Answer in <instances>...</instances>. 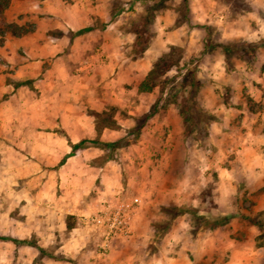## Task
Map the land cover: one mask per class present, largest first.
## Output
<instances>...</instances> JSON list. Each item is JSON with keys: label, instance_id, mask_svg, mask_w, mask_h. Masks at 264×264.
I'll return each instance as SVG.
<instances>
[{"label": "rangeland", "instance_id": "rangeland-1", "mask_svg": "<svg viewBox=\"0 0 264 264\" xmlns=\"http://www.w3.org/2000/svg\"><path fill=\"white\" fill-rule=\"evenodd\" d=\"M7 2L0 43L35 29ZM108 2V49L70 46L46 63L45 85L14 90L28 131L13 133L22 143L0 134V264H78L71 250L81 264H264V0ZM204 86L220 113L200 105ZM231 97L245 115L227 111ZM83 139L97 143L71 151ZM107 196L139 197L143 224L98 256L79 216Z\"/></svg>", "mask_w": 264, "mask_h": 264}, {"label": "crops", "instance_id": "crops-1", "mask_svg": "<svg viewBox=\"0 0 264 264\" xmlns=\"http://www.w3.org/2000/svg\"><path fill=\"white\" fill-rule=\"evenodd\" d=\"M94 2H96L95 5L93 4ZM108 4V0H37L36 3L32 0H10L8 10L12 8L21 13H23L22 11L25 13L26 10L29 11V13H34L31 15V22L34 23L35 29L30 33L17 37L7 33L2 38L3 42L0 43V134H12L11 137H6V139L22 143L23 136L14 137L13 133L22 134L28 131L27 128L23 127L22 123L24 108L22 107L18 95L14 93L15 89L24 87L22 83L20 84L19 82L33 80V82H37V85L40 82V85H45V72L47 71L46 63H49L48 61L51 60V57H56L57 59V54H60L58 59L60 60L63 52L70 46L75 48L78 47V49H85L87 46L93 44L95 47L102 48V50L106 47L108 49L109 40L117 37L116 30H111L110 26L106 24V22L112 19L109 8L107 7ZM109 23L114 26L113 20ZM90 65L91 64L86 63V66ZM16 84H19V86L15 87L14 85ZM137 85L135 88L136 92L138 90ZM37 87L38 86H36V88ZM206 90L205 86L200 89V91H202L200 96H198L200 105L205 109L209 108V106L213 107L210 109L211 112L220 113L223 110L221 98H219L218 95L214 98L211 97L210 90ZM42 93H44V91ZM140 95L146 96L147 93H140ZM216 100H218L221 105L216 107L214 104ZM154 101L155 100L151 101V103ZM11 102L13 103L11 104ZM235 102V99L231 97L228 108L225 106L223 107L226 108L227 111L230 110L245 115L247 112L240 111L235 107ZM16 119L18 120L17 123L15 122ZM77 121L78 120L73 123L74 126L77 125ZM91 130L94 131V129ZM36 131L38 134L40 132L43 133V137H45V130L39 131V128H36ZM44 147L43 145L42 148ZM139 164L138 170L140 174H136L137 177L144 175L142 173H144L145 169L144 163L140 162ZM111 198L113 197H105V199ZM136 200H140V198L136 197L133 201ZM88 209L89 208H86L84 211ZM139 212H141V206L140 208H135L133 235L141 228L140 224H143V221L140 220ZM181 224L189 226L186 222ZM173 228L174 225L171 229ZM70 231L73 232V234L74 232L80 234L79 237H75V240L78 245L83 247L85 242H83V237H81V229L78 226H73L69 229V232ZM137 239L139 240V238ZM164 240L167 244L168 242L163 238V241ZM149 241V237L143 238L142 240L140 239V242L146 245L150 243ZM125 243L126 242H122V245ZM78 254L79 251L72 253L71 250L66 255L69 261L74 262V260H76L79 262L78 264H81L83 259H79ZM96 254L95 252L91 253L94 258H97ZM150 255L153 256L152 253H150ZM159 255H162L161 251H159ZM166 258L167 261L168 259L170 261L175 259L174 257L169 258L168 256ZM89 264H94V262L89 261Z\"/></svg>", "mask_w": 264, "mask_h": 264}, {"label": "built area", "instance_id": "built-area-1", "mask_svg": "<svg viewBox=\"0 0 264 264\" xmlns=\"http://www.w3.org/2000/svg\"><path fill=\"white\" fill-rule=\"evenodd\" d=\"M135 208V201L116 197L94 204L79 216L88 232L96 237L98 256H104L114 241L132 233Z\"/></svg>", "mask_w": 264, "mask_h": 264}, {"label": "trees", "instance_id": "trees-1", "mask_svg": "<svg viewBox=\"0 0 264 264\" xmlns=\"http://www.w3.org/2000/svg\"><path fill=\"white\" fill-rule=\"evenodd\" d=\"M8 5V2L7 3H5V4H3V5H1L0 6V13H2L3 12V10H4V8L6 7ZM4 6V7H3ZM30 31H32V30H23V31H21L20 33H18V34H14V35H16V36H20V35H23V34H26V33H28V32H30ZM221 47H222V52L223 53H227V54H230V47H229V45H224V46H222L221 45ZM148 76H149V74L146 76V79L148 78ZM146 79L144 80V81H142L140 84H139V86H138V91L139 92H144V93H147V92H150L151 91V89H152V87H151V85H148L147 84V82H146ZM158 103H159V101L158 100H156L154 103H153V105L150 107V109L148 110V112L146 113V114H144V118L145 119H149V118H151L152 116H154L157 112H158ZM96 126H97V132H100L101 131V127L100 126H98L97 124H96ZM112 126H114V124H107V123H105V125H103V127L102 128H104V127H107V128H110V127H112ZM100 127V128H99ZM85 142H90V143H97V141H95V140H85V139H83V140H80L78 143H76V144H70L69 143V146L71 147V151H74L79 145H81V144H83V143H85ZM115 144H113V143H107V144H104V146H106L108 149H109V151H111L112 150V148H113V146H114ZM110 159V158H109ZM112 159V158H111ZM73 227V223H70V224H67L66 225V228L67 229H71ZM0 239H2V240H7V239H9V238H7V237H0ZM13 242H15V243H19V244H24V243H26V241L25 240H13Z\"/></svg>", "mask_w": 264, "mask_h": 264}]
</instances>
